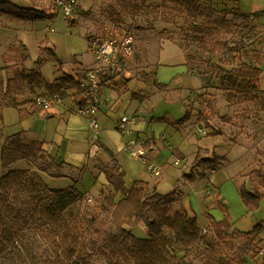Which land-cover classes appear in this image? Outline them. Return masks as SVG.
<instances>
[{"label": "rangeland", "instance_id": "374dc122", "mask_svg": "<svg viewBox=\"0 0 264 264\" xmlns=\"http://www.w3.org/2000/svg\"><path fill=\"white\" fill-rule=\"evenodd\" d=\"M201 1L206 4H212L215 1L221 7L228 8V17L237 26L235 29L237 34L227 37L229 47L235 51V56H231L233 65L239 67L242 62L259 64L255 57L264 58L262 38L264 0ZM11 2L30 14L38 16L39 19L30 20L0 14V74L5 80L12 78L16 71L26 74L36 71L49 82H53L64 74L76 76L84 68L94 64V57L89 49L93 36L103 25L116 21L113 15L119 14L123 20L121 28L136 39L135 55L127 69L134 77L145 81L146 84V100L134 101L126 113L127 117L132 118L137 115L134 113L135 110L139 109L144 114L141 116L147 120L146 130L135 133L132 139L144 142L155 140L158 149L167 150L157 161L149 162L148 166L140 164L124 150L119 160L126 170L127 187L130 188L135 180L150 183L162 180V183H166L170 178L176 181L180 179L182 180L181 188L185 189L184 192L191 196L192 200L198 197L202 199L206 207L207 204L217 200L216 192L211 193V190L215 189L212 182L200 184L199 175H195L196 182H187L188 180L184 181L183 174L185 172L190 175L194 170L198 171V168L208 170L205 167L196 166V155L200 144L217 136L227 138L229 142L245 136V141L252 139L253 134L250 133L253 130L249 129L248 124L253 127L264 123V104L262 105L256 98L246 103L237 102L240 105L229 106L225 91L218 82L206 86L199 76L184 71L186 66L183 52L185 56H191L196 63L200 56L208 59L209 55L198 51L194 45L190 47L184 44L180 33L183 13L177 4H164L163 0H75L77 11L70 20L65 18L56 6L57 0H11ZM232 11L249 16V21L236 19ZM257 14L262 19L260 22L253 20V15ZM192 60L189 59L191 64ZM167 67L172 70L173 76L168 75L163 79L160 83L163 88L158 89L153 85L154 77L157 74V78H160L161 71L166 70ZM203 68L206 70L205 67ZM125 82L122 80L120 87H126ZM44 92L46 90L43 84L25 85L17 99L20 106L32 108L35 98ZM238 106L239 108H236ZM8 111L16 113L12 108ZM188 112L192 116L190 121H187V127L177 130L171 126L174 122L185 118ZM209 122L216 127L211 126ZM243 125L247 128L242 127ZM201 129H204L207 135L199 134ZM3 134L5 137L9 136L11 128L7 127ZM101 135L102 132L100 134L102 139ZM106 136L108 137L109 134ZM167 143L172 146L171 150L166 147ZM220 143L222 144L220 150L230 160V164L219 171L238 173L245 162L246 147L241 144L230 147L228 143ZM262 148L264 149V146ZM252 150H255V155L257 152H264L261 148H257L256 144ZM146 153L145 150V156ZM261 156L264 158V154ZM178 161L180 163L177 165ZM258 162H263L261 157ZM258 162L251 167V169L255 167L256 170H252L248 175L249 182L246 180L247 182L242 186L251 189L250 177H253L254 171L259 170L258 167L256 168ZM151 165L162 168L159 176L151 174L149 169ZM11 169L37 171L51 189H65L72 186V182L67 179L51 178L40 174L38 169L28 162H16ZM234 179L241 182L240 176H235ZM86 184H89V179L79 183L77 189L85 192L89 189V185ZM241 187L239 192L237 189L239 198L236 195V203L241 199L240 205L235 206V201L232 199L235 194L227 189L225 196L229 198L228 209L219 204L218 209L211 212L217 216L222 215V218L227 215L230 222L235 223V227L249 232L254 223H257L256 225L264 223L262 222L264 221V197L258 209L250 210L242 200ZM193 188L194 191H192ZM172 190L165 189L163 192L169 193ZM90 193L86 194L84 200L71 205V210L78 217L80 225L85 226L84 238L81 235L79 253L82 254L86 250L90 254L91 264H107L101 250L104 247V231L111 224L109 206H106V197L109 194L105 189L97 194ZM182 196L184 199V193ZM179 207L180 204L177 203L176 209ZM203 223L202 226H207L205 222ZM127 227H130L135 236L147 237L146 226L142 221H135ZM30 236L35 239L40 238L34 232H31ZM235 242L239 244L242 240L237 238ZM0 264H12V261L7 257H0Z\"/></svg>", "mask_w": 264, "mask_h": 264}, {"label": "trees", "instance_id": "16d2710c", "mask_svg": "<svg viewBox=\"0 0 264 264\" xmlns=\"http://www.w3.org/2000/svg\"><path fill=\"white\" fill-rule=\"evenodd\" d=\"M163 3L177 4L183 13L180 33L184 44L194 45L209 55L208 59L198 56L197 63L191 56H185L191 73L199 76L206 86L218 82L229 106L256 99L260 94L258 78L264 58L256 56L259 61L256 65L244 62L239 67L233 65L231 56H235V51L229 47L227 37L237 34V26L228 17V8L215 1L206 4L201 0H163ZM232 13L236 19L249 21V16ZM0 14L39 19L11 0H0ZM113 16L116 21L112 23L123 30L122 17ZM253 20L260 22L258 15H253ZM80 76L64 74L49 82L36 71L27 74L16 71L7 80L0 74V107L19 109L17 98L24 86L30 84H43L46 90L43 94H57L63 99L71 93L76 96ZM153 85L163 88L157 81ZM190 118L187 113L180 122L186 124ZM19 161L33 164L40 174L65 177V164L47 153L40 141H28L22 133L5 137L0 127V257H7L12 264H91L86 250L79 253L85 226L80 225L71 210V205L86 198V192L77 187L51 189L37 171L11 169ZM225 163L226 159L218 156L204 158L202 152L196 159V166L210 171L221 169ZM103 170L109 184L105 191L109 194L106 206L111 220L104 231L101 250L107 264H249L260 253L261 225L249 233H236L226 215L220 222L211 218L209 229L202 228L198 219L186 212L180 190L162 195L142 182H134L129 188L125 173L114 158ZM252 176L251 189L242 186L240 194L245 206L256 210L264 197V174L257 170ZM192 178L187 176L188 180ZM139 220L146 226V238L135 236L127 227ZM31 232L40 238H32ZM237 238L242 243L237 244Z\"/></svg>", "mask_w": 264, "mask_h": 264}, {"label": "crops", "instance_id": "0c3cea01", "mask_svg": "<svg viewBox=\"0 0 264 264\" xmlns=\"http://www.w3.org/2000/svg\"><path fill=\"white\" fill-rule=\"evenodd\" d=\"M262 29H263V25H262ZM184 60H185L184 65L186 66L184 68V71H187L190 74H192L189 69V66H187L186 64L185 55H184ZM261 69H262V73L258 78V87L260 94L256 98H258L261 104L263 105L264 104V62L261 65ZM81 72L77 74L80 75ZM168 75L173 76L172 70L167 67L166 70L161 71L160 78H157V74H156V76L154 77V81H157V83L160 84L162 80L165 79ZM122 80L126 81L125 82L126 87L124 88L122 86L120 87ZM144 82L145 81L139 80L129 72L125 78L121 76V78L118 81L111 83L110 86L108 87V93L110 94L112 101L110 103V106L102 110L98 117L102 132L101 135L102 139L101 138L100 139L104 148V152L99 156L93 154L95 153V151L94 148L92 147V141H91L92 130L88 126L85 119H83L82 117H80L79 115L73 112V110L71 109V101L69 98L64 99L63 103L55 105L53 108L47 111L41 110L39 107H37L35 101H34V107L32 108L23 105H21L19 109L12 108L15 110L16 112L15 114L10 113L8 111L11 108L0 107L1 130L4 133L5 129L7 127L8 128L10 127L11 134L9 136L22 133L25 139H27L28 141L29 140L40 141L43 144V149L47 153H49L52 157H54L58 162H63L65 164V168L63 171L65 177L60 179H67L71 181L72 186L70 187H77V188L79 183L83 182L85 179H89V184H86L89 185V189L85 190L86 194H88L89 192L91 193L95 192L96 194L100 193L104 189H106L109 185L103 167L111 163L113 158L120 163L125 173V180H126V176H127L126 170L123 167V164L120 162L119 156L122 153H124L125 150L124 148L128 140L133 138V135L135 133H142L147 128V120L141 116L144 114H142L139 109H136L134 113L140 115L142 119L139 123L133 125L132 134L130 135V137L122 136L117 131V124L119 117H121L122 115H126L127 111L132 107L133 102L137 100L140 101H143L144 99L146 100L145 97L146 84ZM226 106L228 105L226 104ZM228 108L229 107H227V109ZM191 116L192 115L190 113V117ZM209 123L214 128L216 127L212 122ZM246 125H243L242 127L247 128ZM171 126L176 128L177 130H180L187 127V123L182 124L180 121H177L174 122ZM248 126L250 130L251 128L253 130L252 133H250L253 134L252 139L245 141L246 139L245 136L238 138L237 140H233V141L230 140L229 142L227 138H221L220 136H217L208 140L206 143L200 144L199 150L196 155L197 158L199 152L200 153L202 152L204 153V158L207 159H213L214 156L225 158L226 159L225 166L219 169V170H223L230 164V160H228L225 154H222L220 150L222 144L220 142L228 143V146L230 147L241 144L242 146L246 147L247 153L244 158L245 162L242 168L238 171V173H233L231 171L221 172L219 170L210 171V170H203L201 168H198L199 169L198 171L194 170L190 174L191 176H193L192 180H188L187 176L190 175H187L184 172L183 174V177L185 179L184 181L188 180L187 182H194V181L196 182L197 178L196 180H194L195 179L194 176L203 174L205 176L203 178L198 179L200 184L202 183L209 184L210 182H212L215 189L211 190V193L213 194V192H216L215 198L217 200L210 204H207V207L203 203L202 199L196 197L195 199L192 200L191 196L186 195V192H184L185 189L181 188L180 183L182 182V180L180 179L176 181L175 179L170 178L169 181H167L166 183H162V180L154 181L153 183L146 182L143 180H135L134 182H142L149 189L151 190L155 189L157 193L162 195L169 194L175 191L176 189H179L184 193L183 205L186 212L189 214L191 218L196 217L202 228L209 229L211 224V218L216 220L217 222H220L224 219L222 218V215L217 216L213 214L211 211L214 209H218L219 204L221 205V207L228 209L227 201H229V198L225 196V191L227 189L229 190L230 193L232 192L233 194H235L232 196L233 201H235V206L241 204L239 203L241 202V199H239L240 201L239 202L237 201L236 203V195L238 196L237 189L239 192V187H241L247 181L249 182L247 177L252 170H256L254 169L255 167L252 169L251 167H253L252 166L253 164L258 162L259 157H261L263 162L262 163L258 162L256 168L258 167V169L261 170L262 173L264 174V158H262L261 156L262 154H264V152L262 153L257 152V155H255L254 153L255 150H252L255 144L257 145V148H261V150H264L262 148L264 146V123H261V125H255L253 127H250V125L248 124ZM166 129L167 126L165 127V130ZM107 134H109L108 137L106 136ZM165 145L169 150L172 149V146L170 144L167 143ZM91 147H92V151H91ZM144 147L145 150L147 151L146 153L147 160L150 163L152 161L153 162L157 161L160 156H163L167 152L166 149H158V144L156 143L155 140L145 141ZM235 176L241 177L240 183L235 181L234 179ZM165 189H173V190L169 193H164L163 191ZM192 191H194V188L192 189ZM195 193L198 194L199 192H195ZM203 222H205L207 226H202V224H204ZM231 224H232L231 228L235 230L236 233L238 232L249 233L252 232L254 228L257 226L256 225L257 223L256 224L254 223L252 225V228L249 230V232H244L238 229L237 227H235V223H233V221ZM258 225H261L263 228V231H261V233H259L258 236L260 238V245L262 246L264 244V223H260V224L258 223ZM249 264H264V256L258 254L256 257L252 258L249 261Z\"/></svg>", "mask_w": 264, "mask_h": 264}, {"label": "built area", "instance_id": "2783aa9c", "mask_svg": "<svg viewBox=\"0 0 264 264\" xmlns=\"http://www.w3.org/2000/svg\"><path fill=\"white\" fill-rule=\"evenodd\" d=\"M56 6L62 11L65 18L73 16L77 11L75 0H57ZM262 38L264 41V24ZM135 47L136 39L132 34L121 30L112 22L103 25L93 36L92 45L89 48L94 57V64L82 70L76 96L71 93L67 97L71 101L73 112L85 119L92 130L91 141L95 151L93 154L96 156L104 152L100 139L101 126L98 117L100 112L108 108L112 101L108 87L111 83L118 81L121 76L125 78L128 75L127 67L133 61ZM63 102L64 99L57 94H41L35 98L36 106L45 111ZM140 120L138 115L132 118L122 115L118 120L117 131L122 136L130 137L133 125ZM199 134L205 136L207 132L201 129ZM144 145V141L131 138L125 145V150L140 164L148 166L150 164L145 156ZM179 163L180 161L176 164ZM149 169L152 175L159 176L162 168L151 165ZM203 233H206V230H203ZM260 255H264V245L260 250Z\"/></svg>", "mask_w": 264, "mask_h": 264}]
</instances>
